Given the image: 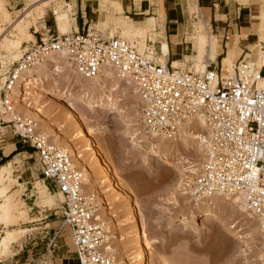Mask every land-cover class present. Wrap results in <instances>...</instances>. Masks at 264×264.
Returning <instances> with one entry per match:
<instances>
[{
    "label": "rangeland",
    "instance_id": "1",
    "mask_svg": "<svg viewBox=\"0 0 264 264\" xmlns=\"http://www.w3.org/2000/svg\"><path fill=\"white\" fill-rule=\"evenodd\" d=\"M4 2L6 10L10 13V17L8 19L6 17L3 18V16L0 17L1 73L6 71L12 63H15L30 44L35 42L34 37L38 39L40 36L46 38L50 35L55 36L57 34L63 35L70 33L71 26L68 24H66L68 26L64 28L56 24V26H54L52 23H48L47 27L43 30L39 27L43 24L42 9H39L43 7L42 1L4 0ZM32 3L34 6L26 10L21 16L15 18L20 14L17 11L31 6ZM58 4L59 0H56L50 2L49 7L55 8ZM56 11L65 12L60 6L55 8V22ZM111 23L114 25H112V27L110 26L111 29H109L108 27ZM105 29H109L108 37L117 35L120 38L126 39L134 43L136 47L138 45V51L141 53L147 51V37L153 40L150 42H154L159 36H149L150 34L147 36L145 32L135 33L133 35L123 34L121 23L116 20L100 24L95 31H99L103 34ZM20 30L22 31L20 32ZM19 33H23L24 35L22 34L21 36ZM29 35H32V37ZM154 57L156 58L155 54ZM178 63H180V67H186V69L194 72L198 71L197 73H201V71L205 72L206 68L203 67V65H207L203 57L199 60H192L191 64L188 66L184 65L183 62ZM56 64L60 65H53L55 67H53L54 69L58 66L62 67L63 70L61 71V68L58 72L52 71L53 68L51 70L50 68L44 69L42 71L44 75H42L41 81L28 85L24 84L19 87V91L23 90L20 94V101L22 103L17 106V110L20 115L35 119V123L37 124L36 131L38 134L47 136V133H51L53 136L55 135L53 139H49V142L51 141L53 143V140L57 137V143H53L57 147L71 145L68 149L73 152L75 151L76 155L80 156V160L78 161L81 162V164H78L77 160H75V156L73 157V163L77 168L81 169L83 166H86L89 171L91 170L90 176L95 179L96 185L85 184L83 189L84 192H87L86 195L94 197L95 203L98 206L99 211L97 216H100V220L105 223L107 237H111L108 247L112 246L113 249H119L121 247L119 250L122 253L114 255L117 261L120 263V256H123L122 258H126L127 262L131 264V258L133 257L132 250L135 251L132 245L135 239L134 237H136L139 232L142 233V223L139 220V216L142 212L147 219V221L145 219V223L150 240V246H143L146 255V264H253L251 262L257 256L258 249L263 243L260 236L261 234L257 233L259 232V227L256 220L252 221L247 216L242 217L241 213L239 214L237 211H235L236 213L234 212V214L231 210L232 206H229L227 209L224 207L221 209L219 206V209V207L215 205L213 207H211L212 205L207 206V203L200 204L199 206L192 203L195 202V199L192 197V175L190 171L192 173L199 165H202L200 163L202 161L204 162L200 156L202 154L197 149H186L182 144L176 147L173 144V150L171 145L170 148L174 152L175 148L178 147L175 153L170 150L166 151L169 161L176 164V167L182 169L184 179L182 181L183 183L179 186L180 175L178 176V172L175 170L174 166L169 163L163 165L162 162H155L152 158L153 155L151 154L150 145L140 146L137 143V139L133 136V133L136 132L139 136L138 138H142V136L146 134V131L141 121L139 100L133 96V88L127 85L122 87V91L115 96L113 105L118 106L117 110L122 111L123 117L125 115V117L134 123L133 129L127 128L123 119L118 117L115 119V115L110 114L108 111L87 110L85 107L77 108V113L82 120V122H80L81 124L77 125L74 121L68 119L67 113L69 112V108H66L67 106L66 103H64L65 98L63 94L69 91L72 95L87 96L88 93L78 85V87L76 85L74 86V84L71 86L69 76H74L73 74L71 75L74 71L70 64H68L66 68H64V64L60 61ZM217 64H219V62ZM223 69L225 72L226 69L224 67ZM0 82L2 83L3 80ZM67 109L68 111H66ZM80 128L84 130L83 132H85V134L87 132L91 133L87 135L89 138L84 136L79 137L78 133L80 132ZM60 142L61 145L59 144ZM89 143L91 144V149L88 146ZM150 144L152 145L154 143ZM161 150L164 149L162 148ZM94 153L97 154L96 158L93 157ZM176 157H179L177 159L178 161ZM97 160L101 161L103 164L105 163V167H108V174L113 177V179L111 178V183L101 185L107 177L104 174V169L101 168ZM35 167L34 177L35 180H38V166L36 165ZM11 180L12 181L9 180L6 182L8 192H6L5 195L7 197L12 196L17 205L13 216L14 221L11 222V225H6L4 223L7 222L2 221L0 223V255H3L0 261H2V264H14L15 261H18V264H38L46 262L47 258H45V260L42 256L45 255V257H47L48 254H45L46 251L43 246L48 242L50 236L48 235L46 238L43 237L48 231H50L51 234L53 232V230L51 231L53 227H59V215L63 198L61 199V197H59L60 193L54 194L50 191L47 196L53 197V202L49 203L47 200L48 198L45 199L40 197L38 186L34 184L33 194L38 201H35L36 205L40 204V208L45 206L49 208L42 209L44 210V213L42 212L41 215L42 223L36 222L34 224L25 225V223L30 222V219L28 218V209L20 199L22 186L15 177H12ZM40 183L45 185L43 182ZM15 185L19 186L20 190L11 191V188ZM105 190L109 191L103 193ZM6 196H4V199ZM54 199L56 201H54ZM2 200H0V205L3 203ZM214 207L218 208V210ZM211 214L216 216L220 214L219 217L227 221L231 226H235L234 229L238 231L248 243L237 239V237L219 227L213 228L214 226L206 225V223H204L205 221L202 220H205V217ZM45 215H47L46 218H44ZM188 215L190 218L189 223L186 226L181 225L182 219ZM13 219L11 218V220ZM113 221L114 223H112ZM122 221L125 223H122ZM120 222L122 226L117 225V223L119 224ZM21 223H24V225H20ZM25 227L29 229H38H31L29 231ZM11 229L15 231V236L12 245L8 244L5 248L2 244V238L5 236V233ZM123 232H129L132 236L127 235L126 237L129 241L127 240L126 243H121V245L120 242H118V238L113 237V235L117 234L121 237L124 234ZM27 237L30 240L25 239ZM60 238L61 241H66V243L69 242L66 231L62 233ZM32 244L34 246H32ZM23 246L26 247L23 248ZM20 247L24 249L23 252H21L20 255L12 256L13 253H17V251L21 249ZM32 247L33 251L31 257L33 261L29 260L30 257L26 259L27 255H30V253L26 251H30ZM67 247L68 249L64 247L69 251L66 264H75L72 259L73 257L70 255L71 246L69 245ZM57 253V250L53 252V248H51L49 255L55 256Z\"/></svg>",
    "mask_w": 264,
    "mask_h": 264
},
{
    "label": "built area",
    "instance_id": "2",
    "mask_svg": "<svg viewBox=\"0 0 264 264\" xmlns=\"http://www.w3.org/2000/svg\"><path fill=\"white\" fill-rule=\"evenodd\" d=\"M253 53L258 66L250 64L251 57H242L228 75L223 74L221 61L200 74L174 68L172 62L160 65L153 53H140L134 43L87 28L40 36L3 73L0 66V127L10 126L35 151L40 179L62 195L54 235L67 232L77 264L117 262L105 252V223L97 219L94 197L83 191V171L73 164L69 152L37 133L34 118L16 112L11 95L24 84V73L50 56L64 54L83 79L95 78L104 69L128 79L138 96L147 133L167 140H175L182 131L207 136L205 161L190 171L192 197L210 202L240 195L264 242V43ZM55 246L53 242L51 247Z\"/></svg>",
    "mask_w": 264,
    "mask_h": 264
},
{
    "label": "crops",
    "instance_id": "3",
    "mask_svg": "<svg viewBox=\"0 0 264 264\" xmlns=\"http://www.w3.org/2000/svg\"><path fill=\"white\" fill-rule=\"evenodd\" d=\"M40 1L43 6L39 8L43 13V24L39 27L42 30L48 23L59 26L58 14H61L66 15L67 24L71 26L70 32H83L87 28L96 30L100 24L116 20L121 23L123 34L133 35L145 32L147 36L148 34L149 36L159 35L150 44L148 41L153 40L150 37L146 38V50L148 46L151 49L153 47L156 61L161 65L172 62L175 66L180 64L178 62H183L188 66L192 60L203 57L207 66L221 61L223 67L227 69L229 65H233L242 57H251L250 63L256 61L253 58V51L256 46L264 43V0H59L57 7H62L66 13L56 11V22L54 10L57 7H49L50 2L56 0H38ZM2 2L5 3L4 0ZM32 6H34L33 3L17 11L20 14L15 18L24 14ZM112 25L114 24H109L108 28L111 29ZM109 29H105L103 36H109ZM34 38L36 40V37ZM9 163L13 164L12 176L22 186L20 199L28 209L30 222L25 225L42 223L41 215L44 211L42 209L49 207L40 208V204L35 203L37 200L33 194L34 184L43 182L39 178L41 167L37 161V155L31 147L23 144L14 135L10 126H2L0 127V168ZM36 165L38 180L34 177ZM43 183L49 192L57 193L51 183ZM14 190H20L19 186H13L11 191ZM25 228L29 231L38 229ZM52 230L51 234L50 231L45 233L43 238L48 235L50 237L43 248L46 251L45 254H49L51 244L54 242L56 246L53 252L57 250L58 253L55 256H42L47 258V261L38 264H66L69 245L71 246L70 255L77 264L70 239L68 238V243L61 241V235L58 237L54 235L56 227ZM25 239L30 240L28 237ZM20 248L16 255L23 252L24 249ZM32 251L33 247L30 251H26L30 253L26 259L30 257L31 261H33ZM14 264H18V261Z\"/></svg>",
    "mask_w": 264,
    "mask_h": 264
},
{
    "label": "bare ground",
    "instance_id": "4",
    "mask_svg": "<svg viewBox=\"0 0 264 264\" xmlns=\"http://www.w3.org/2000/svg\"><path fill=\"white\" fill-rule=\"evenodd\" d=\"M6 17L7 19L10 17L9 16V12L6 10L2 0H0V17ZM68 22V19L66 17V15H61V14H58V23H59V27H65V26H68L66 25ZM22 29V28H21ZM23 30V29H22ZM20 30V32L22 31ZM20 34V33H19ZM23 34V33H22ZM22 34H20L22 36ZM24 35V34H23ZM30 37H32V35H29ZM136 46V45H135ZM137 48V47H136ZM138 50V48H137ZM148 52H151L154 54V50L151 49L150 47L147 49ZM141 53V52H140ZM58 61H60L61 63L64 64V68L68 67V61L65 57L64 54H61V55H56V56H50L47 60H45L43 63L35 66L33 69L31 70H28L24 73V76H23V81H24V84L25 85H28L30 83H34V82H39L42 80V71L44 69H49L50 70L54 67L53 65H60V64H56ZM259 61L258 62H254L252 61L250 64H252V66H254V64H256V66H258L259 64ZM160 64V63H159ZM161 65V64H160ZM185 65V64H184ZM165 66V65H163ZM202 66V65H201ZM172 67H180V64H178L177 66H173V63H172ZM203 67L207 68V65H203ZM222 67H223V64H222ZM55 68V67H54ZM53 68V69H54ZM62 67H56V69H52V71H60ZM180 68H183V67H180ZM185 68V67H184ZM231 68H232V65H229V67H227L226 69V72L224 73V75H228L231 71ZM63 70V68L61 69V71ZM224 70V69H223ZM206 71V70H205ZM198 72V71H197ZM195 71V73H197ZM204 72L201 71L200 74H202ZM74 75V76H69V82H71V86H74L78 85L79 87H81L84 91H86L88 93V95L86 96H76V95H72L69 93V91H66L64 92L63 94V97L65 98V102L66 103V108H69V112L67 113V116H68V119H70L71 121H74L77 125H80L82 122L80 116L78 115L77 113V108H82V107H85V109L87 110H97V111H108L110 114H113L115 115V119L116 117L120 118V119H123V122L126 124V127L127 128H131L133 129L134 128V123L129 120L127 117H123V114H122V111H119L117 110L118 109V106L116 105H113V101H114V98L115 96L120 92L122 91V87L124 86H131L133 88V96L137 99H138V96L136 95V91L132 85V83L128 80V79H125V78H121L119 76H117V74L111 70V69H104L102 70L95 78H92V79H83L81 78L79 75H77L75 72L71 73V75ZM72 77V79H71ZM75 82V83H74ZM23 84V85H24ZM77 86V87H78ZM21 87V85H20ZM82 90V91H83ZM23 91V90H22ZM22 91L18 90V89H13V92H12V95H11V98L13 99L14 101V105H16V112H18L17 110V106L18 105H21V96L20 94L22 93ZM85 93V92H83ZM20 96V97H19ZM117 98V97H116ZM68 111V109L66 110ZM35 120V119H34ZM76 125V126H77ZM80 127V126H78ZM36 128H37V124H36ZM45 130V129H44ZM47 130V128H46ZM49 131V130H48ZM84 130H81L80 128V132L78 133L79 137H86V138H89L87 135H90L91 133L87 132L85 134V132H83ZM44 132V131H43ZM45 133V132H44ZM146 134H144L142 136V138H138L139 136L137 135V133H133V136L137 139V143L140 145V146H144V145H150L151 147V154L153 155V159L155 162H162V164H170V165H173L175 170L178 172V176L180 175V181H179V186L181 183H183V173H182V169H180L179 167H176L175 165L176 164H173L169 161L168 159V153L166 151H172L173 150V146L175 145L178 146L180 144H182L184 146V148L186 149H194V150H198L202 155L201 158L202 160L205 161V157H206V141H207V136L204 135V134H191L187 131H182L178 138H176L175 140H167L163 137H158V136H155V135H151L147 132H145ZM42 137H44L45 139H47L49 141V139H53L54 136L53 134L51 133H47V136L45 135H41ZM64 138V137H63ZM58 141V138L56 137L55 140H53V143H57L55 141ZM62 141V140H61ZM88 141V140H87ZM90 141V140H89ZM51 145L53 144L51 141H50ZM61 143V142H60ZM93 143V142H92ZM150 143H154V144H150ZM88 144V143H87ZM174 144V145H173ZM54 145V144H53ZM171 145H172V150H171ZM69 146L71 145H67L65 147L63 146H60V147H57L56 145H54V147L58 148V149H61V150H64V151H67L69 152V154L71 155V158H72V162L74 161L73 160V157L75 156V160H77L78 164H81V162H79L78 160H80V156H77L76 155V152L74 151H71L69 150L68 148H70ZM89 148L91 149V144L89 143ZM97 146V145H96ZM95 146V147H96ZM164 149V150H161V149ZM178 148V147H177ZM175 148V152H176V149ZM89 149V150H90ZM88 150V151H89ZM178 150V149H177ZM72 153H71V152ZM174 152V151H172ZM174 152V153H175ZM179 153V152H178ZM93 157L96 158L97 157V154L94 153L93 154ZM173 157V156H172ZM93 158V159H94ZM179 158V157H178ZM176 157V160L178 159ZM175 160V159H174ZM175 160V161H176ZM201 160V161H202ZM99 160H97L98 162ZM104 161V160H102ZM178 161V160H177ZM203 162V161H202ZM202 162H200L201 164H203ZM175 163V162H174ZM179 163H180V159H179ZM10 164V163H9ZM6 165V166H3L0 168V200H2V204L0 205V223L1 221L2 222H7V223H4V224H8V225H11V222L14 221L13 219V216H14V213H15V210H16V205L15 204V201H14V198L11 196V197H7L5 194L6 192H8V189H7V186H6V182L7 181H12V173H13V164L11 163L10 165ZM74 164V163H73ZM75 165V164H74ZM99 165L101 166L102 169H104L105 171V175H106V180L104 182H100L101 185L102 184H105V183H111L112 180L111 178L113 179V177L110 176V174H108V171L107 168L108 167H105V163L103 164L101 161H99ZM167 166V165H166ZM81 168V167H80ZM82 171L84 173V182H83V187L85 186V184H95V179L94 178H91V173L89 171V169L86 167V166H83L82 168ZM173 169V168H172ZM174 170V169H173ZM94 176V175H93ZM97 182V181H96ZM98 183V184H100ZM116 183V182H115ZM36 185L38 186V189H39V194H40V197H43V198H48V202L49 203H52L53 200L51 196H47L49 194V191L46 187V185H42L40 182H36ZM116 185V184H115ZM119 185V184H118ZM44 187V188H43ZM100 188V187H99ZM102 188V187H101ZM115 190V189H114ZM121 190V189H120ZM84 191V189H83ZM101 191V190H100ZM109 190H105V192L103 193H106L108 192ZM111 191V190H110ZM119 191V190H118ZM122 191V190H121ZM87 193V192H86ZM119 194V193H118ZM123 194V193H122ZM4 196H6V198L4 199ZM16 196V195H15ZM59 197H61L62 199V195L59 194ZM118 197V196H117ZM123 197V196H122ZM195 199V198H193ZM213 200V201H212ZM54 201H56L54 199ZM195 202H192L194 203V205L196 204V206H199L200 204H204V203H207V206L208 205H212L211 207H213L214 205L217 207H221V209H223L222 207L224 208H228L229 206H232L231 207V210L232 212L234 213L235 211H237V213L239 212V214L241 213L242 217L243 216H247L249 217L252 221L255 220L254 217L252 215H250L249 213H247L246 209H245V206L243 204V199L240 195H237V196H233V197H226V198H223V197H215V198H212L211 201L212 202H208V201H198V200H194ZM128 202V201H127ZM17 203V202H16ZM21 203V202H20ZM193 206V204H192ZM219 207V209H220ZM215 208V207H214ZM18 209V208H17ZM209 209V208H208ZM207 209V210H208ZM218 210V208H215ZM214 209V210H215ZM194 210V209H193ZM199 210V209H198ZM205 210V209H203ZM225 210V209H224ZM139 211V210H138ZM190 211V210H189ZM18 212V211H16ZM215 212V211H214ZM126 213V212H125ZM191 213V212H190ZM236 213V212H235ZM234 213V214H235ZM140 214V213H139ZM144 213L141 212L140 216H139V220L141 221L142 223V233L141 232H137V236L134 237L135 239L133 240V247L135 248V251L132 250V261H131V264H146V255H145V251H144V245H148L150 246V240H149V237H148V234H147V230H146V221L147 219L145 218V216L143 215ZM218 214V212H217ZM191 215V214H190ZM193 215V214H192ZM220 215V214H219ZM216 216V215H209L207 217H205V220H202V221H205L204 223H206V225H210V226H214L213 228H221L229 233H231V235L237 237V239L245 242V243H248L247 240H245L243 238V236L241 234L238 233V231H236L234 229L235 226H231V224H228L227 221H224L222 220L220 217ZM115 216V215H114ZM136 216V215H135ZM116 217V216H115ZM194 217V216H193ZM234 217V216H233ZM11 218L13 220H11ZM122 218V217H121ZM120 218V219H121ZM124 218V217H123ZM126 218V217H125ZM97 219H100V216H97ZM117 219V218H116ZM146 219V221H145ZM204 219V218H203ZM115 220V219H114ZM189 215L188 216H185L183 219H182V222H181V225H184L186 226L188 223H189ZM181 221V219H180ZM114 223V221L112 222ZM122 223H125L124 221H122ZM121 222L117 225L118 226H122ZM13 224V223H12ZM258 224V223H257ZM148 225V224H147ZM236 225V224H235ZM115 226V225H114ZM117 226V227H118ZM259 227V225H258ZM108 229V228H107ZM238 229V228H236ZM224 231V232H225ZM259 234H261V231H260V227L258 229ZM127 232V231H126ZM125 232V233H126ZM14 233L15 231H12L11 230H8L6 233H5V236H3L2 238V244L3 246H5V248L8 246V244H11L12 245V241L14 239ZM124 233V232H123ZM122 233V234H123ZM123 234L121 237L118 236L117 234H114L113 237H116L118 238V242L123 243L124 242L126 243V241L128 240L127 239V235H130L129 232L126 233V234ZM149 233V232H148ZM132 236V235H130ZM261 236V235H260ZM111 238V237H110ZM110 238L107 237V242L105 244V252L110 254L112 257H114V255H117V254H120L122 253L119 249L117 248H112V246L108 247L110 245ZM133 239V237H132ZM151 239V237H150ZM131 240V239H130ZM129 241V240H128ZM154 241V240H153ZM263 242V241H262ZM14 243H17V242H14ZM128 243V242H127ZM244 243V244H245ZM253 243V242H252ZM256 243V242H255ZM156 244V243H155ZM250 244V243H249ZM122 245V244H121ZM247 245V244H246ZM254 245V244H253ZM258 245V244H257ZM154 246V245H153ZM245 246V245H243ZM130 247V246H129ZM247 247V246H246ZM133 248V249H134ZM244 250V249H243ZM244 252V251H243ZM17 253H13L12 256L16 255ZM50 254V253H49ZM48 254V255H49ZM1 257H3V255H0V259ZM121 259L119 260L120 263L117 261L116 257H114L115 261L117 262V264H129L126 260V258H122L123 256H120ZM45 259V258H44ZM46 260V259H45ZM253 264H264V242L261 244V246L259 247L258 249V254L257 256L254 258V260H252Z\"/></svg>",
    "mask_w": 264,
    "mask_h": 264
}]
</instances>
